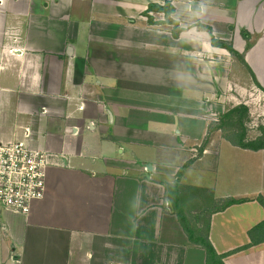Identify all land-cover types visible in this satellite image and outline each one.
<instances>
[{
	"label": "crops",
	"instance_id": "obj_1",
	"mask_svg": "<svg viewBox=\"0 0 264 264\" xmlns=\"http://www.w3.org/2000/svg\"><path fill=\"white\" fill-rule=\"evenodd\" d=\"M165 1L0 0V143L29 129L52 155L29 217L0 205V264H214L187 227L224 264H264V242L241 250L264 223V150L211 140L228 111L264 106V0ZM242 154L260 158L254 188Z\"/></svg>",
	"mask_w": 264,
	"mask_h": 264
},
{
	"label": "built area",
	"instance_id": "obj_2",
	"mask_svg": "<svg viewBox=\"0 0 264 264\" xmlns=\"http://www.w3.org/2000/svg\"><path fill=\"white\" fill-rule=\"evenodd\" d=\"M25 140L0 143V205L7 212L29 217L33 205L44 199L51 153L33 149Z\"/></svg>",
	"mask_w": 264,
	"mask_h": 264
},
{
	"label": "trees",
	"instance_id": "obj_3",
	"mask_svg": "<svg viewBox=\"0 0 264 264\" xmlns=\"http://www.w3.org/2000/svg\"><path fill=\"white\" fill-rule=\"evenodd\" d=\"M149 10H154V5L150 6ZM161 10L163 12H166L167 17H169L170 14L173 12V9L169 2H166V6L161 8ZM175 35L177 36V34ZM212 44L214 47L226 49L231 55L243 60V57L240 56L233 49V46L231 44L218 42L213 36H212ZM248 121H249V110L244 106H240L228 111L221 118L217 128L223 129L225 133V138L235 146H238L245 150H252V151L264 150V126L259 127V132L261 135L258 138L254 140L253 139L247 140V134H246L247 129H245V127H246V122ZM242 202L244 201L227 199L224 201L223 209ZM261 202L262 205L264 206V201L262 200ZM184 221L185 219L183 220V222ZM186 230L190 234L192 241L201 244L203 248L206 250L208 263L224 264L223 258H225L226 256H218L212 244L208 241L206 237L205 238L199 237L197 239L194 237L193 232L188 227ZM249 236L252 241L251 244L245 246L241 250H248L257 244L264 242V223L258 225L253 230H251Z\"/></svg>",
	"mask_w": 264,
	"mask_h": 264
},
{
	"label": "rangeland",
	"instance_id": "obj_4",
	"mask_svg": "<svg viewBox=\"0 0 264 264\" xmlns=\"http://www.w3.org/2000/svg\"><path fill=\"white\" fill-rule=\"evenodd\" d=\"M186 1L187 0H183L181 2H186ZM158 17L163 18L162 15L158 16ZM154 19H156V18H154ZM180 19L185 20L182 17H180ZM188 19H189L188 22H186V21L184 22V21L180 20L181 22H183L182 24L184 25V27H186L185 29H191V27H193L192 25L195 23V22L192 21V19L186 18V20H188ZM180 21H179V24L181 25ZM146 23H149V22L147 21ZM198 24H200V22H198ZM157 28H158V26H157ZM161 28H162V30H170V28L173 29L174 27L163 24ZM202 28H203V31H205L206 33L207 32H209L210 34L213 33V30L210 27H208L207 25L203 26ZM242 34H243L244 38H246V40L249 39V34L245 33V31H243ZM252 108H253V113H255L254 114L255 119L253 118L250 121L246 122L245 129H247V133H246L247 134V140H252L256 136L259 135L258 129L261 126V123H262V120H258V119H260V117H261L260 115H262L261 113H263L264 106L261 103H258L257 105L256 104L253 105ZM224 135H225V133L224 134L223 133H221V134L217 133L214 136H211V138H212L211 140L212 141L218 140L220 138H223L222 136H224ZM231 153L232 152L228 151V150L224 151V156L226 157L227 160H228V157L230 155H233V156L236 155V154H231ZM242 155L244 156V158H242L240 160V163H239V160L235 161L237 163L236 166L241 167V170H238V171L240 172L241 175H243V177L251 179L252 188H254V187L257 186L256 185L257 182H258L257 180H259V179H261V177H263V175H262V167H261V164L259 163V159L260 158L258 157V158H256V159L251 161L248 158V155H244V154H242ZM200 157L201 156L198 155L197 159L200 158ZM236 158H238V157H235V159ZM249 182L247 181V182L243 183V186H246V187L250 186L251 184ZM259 183H260V181L258 182V184ZM190 191H191V195H202V191L198 187H194V188L192 187ZM206 194L210 196L209 192L206 193ZM208 202H209V200H206L204 203L207 205ZM187 203H188V205L190 204V205H192L194 207V202L193 201L192 202L187 201ZM217 205H218V202H216V201L214 202V201L211 200V205L210 206L208 205V206L210 208H213L214 206H217ZM207 219H208V217L206 215H204V216L200 215L199 216V215L195 214V216H194V221L195 222L193 223L192 229L195 230V234L197 236H199V235L200 236L201 235L205 236V232L204 231L207 228V225H206Z\"/></svg>",
	"mask_w": 264,
	"mask_h": 264
}]
</instances>
